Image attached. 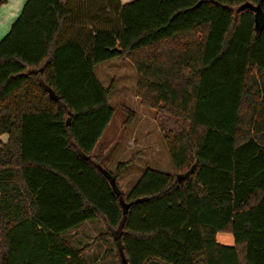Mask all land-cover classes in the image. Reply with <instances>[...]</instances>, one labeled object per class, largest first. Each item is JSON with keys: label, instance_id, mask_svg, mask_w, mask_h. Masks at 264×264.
I'll list each match as a JSON object with an SVG mask.
<instances>
[{"label": "trees", "instance_id": "1", "mask_svg": "<svg viewBox=\"0 0 264 264\" xmlns=\"http://www.w3.org/2000/svg\"><path fill=\"white\" fill-rule=\"evenodd\" d=\"M245 3L264 12V0L23 2L0 39V264H82L61 233L93 218L124 264H264V26ZM81 9L91 27L69 32ZM112 58L134 65L172 165L145 168L126 195L117 179L134 156L111 172L91 154L115 110L93 67Z\"/></svg>", "mask_w": 264, "mask_h": 264}, {"label": "rangeland", "instance_id": "2", "mask_svg": "<svg viewBox=\"0 0 264 264\" xmlns=\"http://www.w3.org/2000/svg\"><path fill=\"white\" fill-rule=\"evenodd\" d=\"M66 27L70 32L72 27L69 22ZM93 71L104 87H109V104L115 109L93 153H101L103 166L111 172L119 162L126 161L134 155L133 163L123 166L117 179L120 190L126 195L145 168L170 173L171 161L158 124L154 120L155 112L139 104L136 96L137 73L131 61L122 58L108 59L97 63ZM129 111L133 112V116L128 123ZM150 149H154L156 153L149 151ZM82 227H87L88 230L85 232L87 235H83V239L76 243L69 239L65 231L61 236L74 248L87 244L85 253L81 255L83 264H90L97 252L101 253L98 255L99 259L98 261L95 259L97 262L92 264H124L121 250L112 237H106L104 241L96 239L99 234L105 232L100 220L94 218L84 220ZM220 238L222 239L221 236L219 240ZM224 239L231 241L229 234Z\"/></svg>", "mask_w": 264, "mask_h": 264}, {"label": "crops", "instance_id": "3", "mask_svg": "<svg viewBox=\"0 0 264 264\" xmlns=\"http://www.w3.org/2000/svg\"><path fill=\"white\" fill-rule=\"evenodd\" d=\"M25 0H6L4 2H2L0 4V39L2 38V36L9 30V27L11 25V23L13 22V20L17 17V15L20 12V9L22 7V4ZM83 0H76V5H81ZM128 0H120L121 3H125ZM88 11L81 9L80 11H76V14L73 16V19H71L70 21V25H71V29L70 32L73 31H77L78 29H85L88 30L89 27H91V24L88 22ZM77 19H82V20H77ZM67 25V24H66ZM94 72V71H93ZM96 76V75H95ZM97 78V77H96ZM98 79V78H97ZM99 81V79H98ZM100 82V81H99ZM101 83V82H100ZM102 84V83H101ZM102 86L104 87V84H102ZM109 94V93H108ZM108 98V97H107ZM109 102V100H108ZM148 109V108H146ZM149 111H151V109H148ZM109 124V123H108ZM108 126V125H107ZM105 131V130H104ZM102 136V135H101ZM0 139H4L1 141H6L7 139V135H0ZM100 139V138H99ZM98 139V141H99ZM97 141V142H98ZM96 142V143H97ZM96 145V144H95ZM94 149V148H93ZM93 149L91 151L92 155H96L95 153H93ZM149 151H154V154L156 153L154 149H150ZM97 154H101V153H97ZM134 156V155H132ZM131 156V157H132ZM134 161V158H133ZM133 161L131 163H133ZM103 163V162H102ZM129 163V164H131ZM172 166V165H171ZM172 173V171L170 172ZM98 219V218H97ZM100 220V219H98ZM101 221V220H100ZM102 222V221H101ZM102 226L104 227V223L102 222ZM87 227H82V222L80 224H78L75 227L69 228L67 230H65V232H67V236L69 237L70 240L75 241V243L77 241H80L83 235H87V233L85 234V232L87 231ZM106 239V238H105ZM104 238H99L98 240L104 241ZM89 244V243H88ZM79 245H77V248L75 249H82V253H85L86 249H87V244L83 245L82 247H80ZM74 248V247H73ZM81 253V255H82ZM101 253L96 254L95 258L93 260L90 261V264H92L93 262H97L98 261V255H100ZM82 257V256H81ZM95 259H97V261H95ZM83 264V263H82Z\"/></svg>", "mask_w": 264, "mask_h": 264}, {"label": "water", "instance_id": "4", "mask_svg": "<svg viewBox=\"0 0 264 264\" xmlns=\"http://www.w3.org/2000/svg\"><path fill=\"white\" fill-rule=\"evenodd\" d=\"M241 7L242 8L249 7L254 12L255 26L256 27L259 24H261V26H264V12H262L259 4L253 5L250 3H245ZM183 177H184V175H182V174H176V178L178 181H181L183 179Z\"/></svg>", "mask_w": 264, "mask_h": 264}]
</instances>
